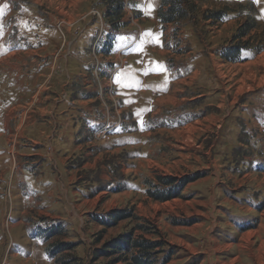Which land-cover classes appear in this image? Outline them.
I'll list each match as a JSON object with an SVG mask.
<instances>
[{
	"label": "rangeland",
	"instance_id": "obj_1",
	"mask_svg": "<svg viewBox=\"0 0 264 264\" xmlns=\"http://www.w3.org/2000/svg\"><path fill=\"white\" fill-rule=\"evenodd\" d=\"M191 1L0 0V264H264V0Z\"/></svg>",
	"mask_w": 264,
	"mask_h": 264
},
{
	"label": "trees",
	"instance_id": "obj_2",
	"mask_svg": "<svg viewBox=\"0 0 264 264\" xmlns=\"http://www.w3.org/2000/svg\"><path fill=\"white\" fill-rule=\"evenodd\" d=\"M191 0H163L160 10L158 11V20L161 24L167 25L172 24L180 20H184L186 17L189 16L191 12ZM163 8H166V11L163 10ZM217 16V14H216ZM251 30V28L246 30H239L238 34L234 36V40H238L241 38H244L247 33ZM242 48L239 47H233L230 49H221L220 50V57L228 62H237L239 61V56L242 52ZM118 241H113L112 245H117ZM119 244V243H118ZM132 248H135L140 252L139 257L133 258L135 264H153V261H150L148 254H145L143 252V245L142 244H136V246H132ZM144 254V255H142ZM148 256V257H147Z\"/></svg>",
	"mask_w": 264,
	"mask_h": 264
},
{
	"label": "snow or ice",
	"instance_id": "obj_3",
	"mask_svg": "<svg viewBox=\"0 0 264 264\" xmlns=\"http://www.w3.org/2000/svg\"><path fill=\"white\" fill-rule=\"evenodd\" d=\"M151 8H152V5L149 4V10H151ZM161 69H162V66H157V69L156 70H161Z\"/></svg>",
	"mask_w": 264,
	"mask_h": 264
},
{
	"label": "bare ground",
	"instance_id": "obj_4",
	"mask_svg": "<svg viewBox=\"0 0 264 264\" xmlns=\"http://www.w3.org/2000/svg\"><path fill=\"white\" fill-rule=\"evenodd\" d=\"M9 58H11V56H10ZM2 63H3V62H2ZM12 151H13V149H12ZM12 154H13V156H15L14 153H12ZM12 159H13V157H12ZM14 159H15V158H14ZM14 159H13V161H14Z\"/></svg>",
	"mask_w": 264,
	"mask_h": 264
},
{
	"label": "crops",
	"instance_id": "obj_5",
	"mask_svg": "<svg viewBox=\"0 0 264 264\" xmlns=\"http://www.w3.org/2000/svg\"><path fill=\"white\" fill-rule=\"evenodd\" d=\"M163 100V99H162ZM1 152V151H0Z\"/></svg>",
	"mask_w": 264,
	"mask_h": 264
}]
</instances>
